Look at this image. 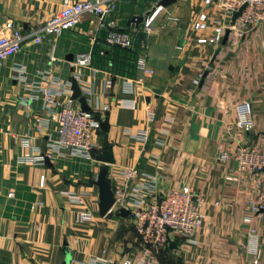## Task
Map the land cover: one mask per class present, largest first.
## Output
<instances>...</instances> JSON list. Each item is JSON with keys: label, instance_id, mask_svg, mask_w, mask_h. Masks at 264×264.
Returning <instances> with one entry per match:
<instances>
[{"label": "crops", "instance_id": "obj_1", "mask_svg": "<svg viewBox=\"0 0 264 264\" xmlns=\"http://www.w3.org/2000/svg\"><path fill=\"white\" fill-rule=\"evenodd\" d=\"M64 1L0 0V34L7 33L4 24L12 20L27 36L21 51L0 68V264H90L97 256L117 262L136 257L140 237L132 215L101 214L95 180L103 167L109 168L112 185L129 167L156 176L157 195L150 200L162 197L167 187L182 185L204 196L202 228L191 241L174 238V246L163 254L166 264H264V217L248 209L255 179L228 180L237 163L219 158L223 148L238 141L264 146V27L237 45L226 41L215 47L198 43L199 37L212 36V28H193L199 14L209 10L204 0H177L169 6L158 0H116L110 16L134 35L137 52L135 73L125 75L110 61L97 62V46L103 56L112 48L104 39L105 30L90 15L74 30L35 40V32ZM139 16V21L132 20ZM147 22L153 26L150 31ZM142 38L153 73L139 81ZM82 52H92L91 67L73 64ZM18 63L25 80L15 69ZM44 72L70 82L72 89L76 81L81 95L75 105L82 108L85 100L101 122L109 118L114 163L97 157L105 140L101 122L93 158L31 161L33 147L44 152L56 136L55 123L42 122L49 114L43 100H26L28 81L39 89L47 85ZM76 73H83L84 79L75 78ZM243 102L253 107L251 131L237 126ZM26 137H32V148L24 146ZM70 191L80 193L84 204L70 202ZM78 210H89L94 220L76 221ZM253 231L257 246L250 251Z\"/></svg>", "mask_w": 264, "mask_h": 264}, {"label": "built area", "instance_id": "obj_2", "mask_svg": "<svg viewBox=\"0 0 264 264\" xmlns=\"http://www.w3.org/2000/svg\"><path fill=\"white\" fill-rule=\"evenodd\" d=\"M161 0H158V2ZM208 11H202L195 20V30L213 29L212 36H201L198 43H209L215 47L223 45L227 32L228 40L232 44L241 43L248 33L264 27V0H204ZM116 10V0H65L64 6L45 21L43 26L35 32V40L42 41L46 35L59 36L64 31L77 28L86 15L92 16L102 30H105V41L112 46L125 49H135L134 35L120 28L116 19L110 14ZM169 19L178 18L169 15ZM151 22L146 23V29H152ZM7 33L0 34V68L6 65L10 57L16 56L22 49L27 36L22 27L15 25L12 20L4 24ZM140 53L137 60V69L140 73L137 79L144 81L145 76H151L153 71L147 67V56L144 51L148 44L144 38L140 40ZM51 60L55 57L52 55ZM92 52L78 53L74 65L91 67ZM20 79L25 80L24 71L15 65ZM110 73V72H109ZM48 81L42 89L35 82L26 83L30 95L43 100L49 114L43 119L48 125L55 123L56 136L50 138L44 152L34 149L30 153L32 162H41L46 159L67 158L81 155L93 158L96 149L95 137L99 131L100 115L92 110H84L75 105L72 84L64 81L60 76H53L44 72ZM112 77L113 73H110ZM117 75V74H115ZM83 73H76L75 78L84 79ZM112 78L108 79L111 84ZM84 83V82H83ZM84 89L90 92L88 85ZM106 108H109L107 105ZM237 126L251 131L255 126L252 104L243 102L238 108ZM23 144L32 148V137H26ZM219 158L226 162L234 161L237 166L232 168L227 179L239 181L245 176L255 179V195L248 201V209L264 217V146L246 144L238 141L236 145L223 148ZM123 178L114 183L115 202L109 213L128 209L132 215V224L140 237V247L136 257L125 258L120 262L104 257H95L90 264H166L161 259V253L166 250L174 238L183 237L191 241L202 228L206 218L204 210V196L190 185L170 186L163 192L162 197L150 200L151 195H157L158 178L146 177L137 167L125 168ZM70 202L84 204L80 193H67ZM108 213V214H109ZM76 221L90 222L94 215L89 210H78L75 213ZM247 220H251L250 217ZM256 232L250 234L249 250L254 251ZM257 246V245H256Z\"/></svg>", "mask_w": 264, "mask_h": 264}, {"label": "water", "instance_id": "obj_3", "mask_svg": "<svg viewBox=\"0 0 264 264\" xmlns=\"http://www.w3.org/2000/svg\"><path fill=\"white\" fill-rule=\"evenodd\" d=\"M177 0H161L159 1L160 5L163 6H169L173 3H175ZM133 18L132 20L134 21H139L140 19H142V17H137ZM228 33H226L224 40H223V44L226 43L227 38H228ZM221 47V46H220ZM220 50V48L218 49V51ZM73 91H74V98H78L81 95V91L79 89L78 83L76 81L73 82ZM82 103V108L84 110H89V105L87 104V102L85 100L81 101ZM101 127L102 130L105 132V140H104V144H103V151L100 155H98V159H100L101 161L105 162V163H114L115 159H114V155H113V151H112V147L111 144L109 142L108 139V131H109V118L107 117L104 121L101 122ZM108 171L109 168L108 167H103L99 173L98 176L95 180V183L99 186V196H100V210H101V214L103 216L107 215L109 213L110 208L112 207V205L115 202V197H114V186L111 184L110 180L108 179ZM130 210L122 208L119 211V214L121 215H128L130 214ZM174 243L172 242L171 245H173ZM64 264H69L68 260L65 261Z\"/></svg>", "mask_w": 264, "mask_h": 264}, {"label": "trees", "instance_id": "obj_4", "mask_svg": "<svg viewBox=\"0 0 264 264\" xmlns=\"http://www.w3.org/2000/svg\"><path fill=\"white\" fill-rule=\"evenodd\" d=\"M112 48V49H111ZM108 51H105L104 56L100 54V49L96 47V58L98 63L107 64L109 61L114 67L117 73L133 75L136 69V50L125 49L120 46H112ZM95 154V150L93 152ZM165 250L161 253V259L163 262H167L166 258H163ZM172 263V257L170 258Z\"/></svg>", "mask_w": 264, "mask_h": 264}, {"label": "rangeland", "instance_id": "obj_5", "mask_svg": "<svg viewBox=\"0 0 264 264\" xmlns=\"http://www.w3.org/2000/svg\"><path fill=\"white\" fill-rule=\"evenodd\" d=\"M131 214V213H130Z\"/></svg>", "mask_w": 264, "mask_h": 264}]
</instances>
